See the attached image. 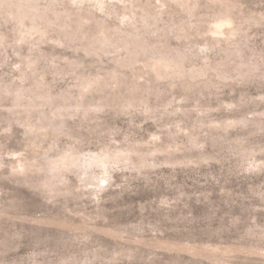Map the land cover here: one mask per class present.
Returning <instances> with one entry per match:
<instances>
[{"label": "rangeland", "instance_id": "obj_1", "mask_svg": "<svg viewBox=\"0 0 264 264\" xmlns=\"http://www.w3.org/2000/svg\"><path fill=\"white\" fill-rule=\"evenodd\" d=\"M0 264H264V0H0Z\"/></svg>", "mask_w": 264, "mask_h": 264}]
</instances>
